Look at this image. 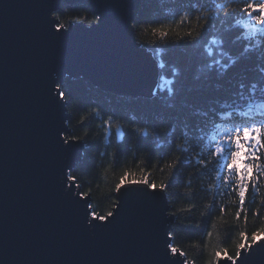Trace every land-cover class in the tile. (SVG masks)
I'll use <instances>...</instances> for the list:
<instances>
[{
    "label": "trees",
    "instance_id": "obj_1",
    "mask_svg": "<svg viewBox=\"0 0 264 264\" xmlns=\"http://www.w3.org/2000/svg\"><path fill=\"white\" fill-rule=\"evenodd\" d=\"M54 17L58 28L96 20L86 2ZM135 19L163 85L116 97L67 78L68 138L85 146L70 178L100 218L124 182L161 188L173 249L192 264L235 259L264 234V0H144Z\"/></svg>",
    "mask_w": 264,
    "mask_h": 264
},
{
    "label": "water",
    "instance_id": "obj_2",
    "mask_svg": "<svg viewBox=\"0 0 264 264\" xmlns=\"http://www.w3.org/2000/svg\"><path fill=\"white\" fill-rule=\"evenodd\" d=\"M143 1L0 0V264H192L171 247L163 189L124 182L100 218L70 178L85 146L68 138L64 81L116 97L158 88L132 26ZM83 2L95 23L58 28L60 5ZM240 248L216 264H264V234Z\"/></svg>",
    "mask_w": 264,
    "mask_h": 264
},
{
    "label": "rangeland",
    "instance_id": "obj_3",
    "mask_svg": "<svg viewBox=\"0 0 264 264\" xmlns=\"http://www.w3.org/2000/svg\"><path fill=\"white\" fill-rule=\"evenodd\" d=\"M160 84L161 85H163L162 84V82H160L159 80H158V87L160 86ZM133 98V97H132ZM242 151H243V149L240 151V153L242 154ZM239 157H241V156H239ZM225 160V159H224ZM237 164L239 165V166H241L240 165V160H239V162H237ZM262 235V234H261ZM258 238H260V236H255L254 238H252V240H250L249 242H247L246 244H245V246H248L250 243H254V242H256L257 240H258Z\"/></svg>",
    "mask_w": 264,
    "mask_h": 264
}]
</instances>
